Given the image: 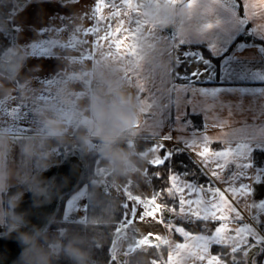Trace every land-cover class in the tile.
Returning a JSON list of instances; mask_svg holds the SVG:
<instances>
[{
	"label": "clouds",
	"instance_id": "obj_1",
	"mask_svg": "<svg viewBox=\"0 0 264 264\" xmlns=\"http://www.w3.org/2000/svg\"><path fill=\"white\" fill-rule=\"evenodd\" d=\"M10 2L0 0V12ZM248 5L252 14L264 17V0H248ZM214 6L213 0H139L135 15L140 24L131 37L134 52L129 56L106 44L84 59L76 50L59 48L63 37L53 34L50 43L58 50L53 73H46L42 63H30L34 50L23 40L0 49V228L5 235L14 233L21 246L15 264H57L61 258L72 264H102L95 248L113 234L125 184L150 180L153 149H142L139 143L148 112L142 89L152 69L171 64L155 30H207L213 22L204 18ZM85 20L77 15L71 23ZM6 26V17L0 16V31ZM21 105L33 118L26 131L6 112ZM68 145L99 161L87 190L92 207L79 217L78 228L56 213L43 224H33L27 212L19 210L24 193L31 191L37 205L53 198L55 177L43 174ZM17 147L19 158L14 159ZM52 224L60 225L58 230ZM144 235L142 226L134 223L127 236L117 240L122 264H168L167 254L180 243L175 232L164 227L155 244L130 247Z\"/></svg>",
	"mask_w": 264,
	"mask_h": 264
},
{
	"label": "crops",
	"instance_id": "obj_2",
	"mask_svg": "<svg viewBox=\"0 0 264 264\" xmlns=\"http://www.w3.org/2000/svg\"><path fill=\"white\" fill-rule=\"evenodd\" d=\"M69 1L29 0L14 11L12 21L17 29V41L23 40L34 50L30 63H42L46 73L55 72L58 66V50L49 49L46 41L63 26L72 24L82 8L90 10L86 4ZM87 2L94 5L95 0ZM246 2L213 0L215 6L204 18L213 22L207 30L181 33L171 26L155 30L171 64L167 69H152L142 89V94L148 97V112L139 142H154L152 149L162 145L158 151L165 158L176 149L187 151L209 176L206 163L198 157L196 149L206 143L213 148H231L233 155L224 171L234 184L239 181L254 188L250 199L257 202L256 214L249 212L246 219L255 225L253 234L256 235L264 233V162L257 164L255 160L256 151H264V17L252 14L245 8ZM110 10L105 8L104 12ZM122 18L127 20V16ZM92 22L90 16L85 20V24ZM124 27L132 25L126 23ZM129 42L130 39H125L124 45ZM16 120L25 131L33 123L27 109ZM13 158H19L18 147ZM179 179L187 178L180 176ZM125 190L124 187L121 196L127 198ZM68 201L64 217L76 221L68 216ZM155 222V232L160 233L164 225ZM175 235L180 242L186 239L182 234ZM255 243L261 248L254 262L264 264V244L258 240ZM228 259L231 264V258Z\"/></svg>",
	"mask_w": 264,
	"mask_h": 264
},
{
	"label": "snow or ice",
	"instance_id": "obj_3",
	"mask_svg": "<svg viewBox=\"0 0 264 264\" xmlns=\"http://www.w3.org/2000/svg\"><path fill=\"white\" fill-rule=\"evenodd\" d=\"M77 2L86 4L90 9L85 11L82 8L79 15L84 19L90 16L93 22L63 26L56 33L57 36L63 37L59 41V48L76 50L84 59L94 57L96 51L104 45L102 41H108V44L121 56H129L134 52L131 37L135 35L134 29L139 27L140 21L137 15H133V11L137 10L138 2L119 0L117 3V0H109L106 3V0H95L94 5H88L87 0H77ZM248 7L246 2L245 8ZM105 8L111 10L105 13ZM124 16H127V20L122 18ZM126 23L132 27H124ZM89 36L94 38L89 40ZM125 39H130L127 45H124ZM50 41L51 38L46 43L48 48L52 49ZM6 112L12 118L19 119L25 115L26 108L22 105L15 106L6 109ZM160 147L162 145H155V151ZM196 151L214 179L194 185L187 179H179L182 175L180 173L155 172V176L161 180H170L171 186L159 187L147 197L134 195L133 192L128 191L127 215L117 222L119 226L115 228L116 239L112 242L113 255H117V240L127 236L140 206L143 207L139 215L140 221L151 216L165 228L186 237L178 244L177 251L169 253L168 264H229L228 257L231 258V264H245V253L250 246L255 247L257 240L264 244V233L254 235L255 225L246 219L249 212L256 214L257 202L250 199L252 192L255 191L254 188L251 184L239 181L234 184L224 171L227 161L233 155L232 149L213 148L206 143L199 146ZM164 160V156L157 155L150 164L162 165ZM147 171L151 175L150 170ZM158 197L164 202H157ZM184 217L188 219L185 220ZM193 223H198L199 228H193ZM189 228L195 230L189 231ZM159 235L158 232L149 231L130 247L155 244ZM153 236L155 238H150ZM156 264L160 262L157 261ZM247 264H251V257H248Z\"/></svg>",
	"mask_w": 264,
	"mask_h": 264
},
{
	"label": "trees",
	"instance_id": "obj_4",
	"mask_svg": "<svg viewBox=\"0 0 264 264\" xmlns=\"http://www.w3.org/2000/svg\"><path fill=\"white\" fill-rule=\"evenodd\" d=\"M14 6H15V0H11V2L6 6L5 10L3 12H0L1 16L6 17V20L11 27H12L11 16H12ZM3 32L5 33V31H3V30L0 31V42H1L0 49L5 47L9 43H13L12 37L5 36V34H3L4 36H2ZM139 143H140V147L142 149H146V148H150L154 142H152V141H141ZM71 147H72L71 145L62 146L61 147L62 153H60V155L57 156L55 158V160H59L65 154V152L68 151ZM86 157L89 160L88 175H87V177H85V179L80 184V186H82L84 183H86L87 185L89 184V181L91 178L89 174L94 172V166L96 164V161L98 160L95 156L92 157V159H93L92 161L89 159L90 158L89 155H86ZM255 160H256L257 164H262L264 162V151L257 150L255 153ZM147 169L150 170V172H151L150 178L153 182L154 191L158 190L159 187L167 188L170 186V180H168V179L161 180L159 177L155 176V172H159L162 174L166 172L167 174H170L174 171L176 173L182 174V176L184 175L183 176L184 178L194 180L200 184H203L209 180H212V178L207 174V172L202 168V166L197 162V160L189 152L184 151V150H180V149H176L171 155H169L162 165H156V164L148 163ZM15 190H16V188L13 187L12 191H15ZM69 195H70V193L63 196L62 201L64 199H66V197H68ZM125 199H126L125 197L121 196L122 203L120 204L119 210L117 212V222L125 217L124 216ZM158 199H159L160 203L164 202V200L162 198L158 197ZM62 201H61V203H62ZM91 207H92V202L88 198L87 212L90 210ZM61 208H62V206H61ZM57 215L60 216L63 221L67 222L73 228L79 227V223L77 220L76 221L75 220H68V219L64 218L62 209H60L58 211ZM59 226L60 225L52 224L51 228L53 230H58ZM116 227H118V223H115L112 226V233L113 234L109 237V239L104 244L99 245L95 248V256L99 261L102 262V264H122L119 257L117 259H113L112 255H111V247H112V242L114 241L115 228ZM192 227L198 229L199 224L193 223ZM190 229L192 231L195 230L192 228H190ZM3 230H4L3 228H0V231H3ZM57 264H72V262L67 258H61L57 261Z\"/></svg>",
	"mask_w": 264,
	"mask_h": 264
},
{
	"label": "water",
	"instance_id": "obj_5",
	"mask_svg": "<svg viewBox=\"0 0 264 264\" xmlns=\"http://www.w3.org/2000/svg\"><path fill=\"white\" fill-rule=\"evenodd\" d=\"M20 7H24L29 0H15ZM1 16V15H0ZM6 30L12 32L13 43L17 42V29L11 27L7 22ZM88 171V162L85 154L80 153L71 147L65 154L56 160L43 175L55 177L53 198L45 203L37 205L34 203L31 191H25L19 210L26 211L28 219L33 224H43L46 218L52 213H58L63 196L77 189L83 182ZM171 218V217H169ZM0 231V264H15L16 258L21 252V246L14 238L15 234L8 236ZM260 245L250 247L246 253L247 259L251 257V264H255L254 257L260 251ZM122 262V256H118Z\"/></svg>",
	"mask_w": 264,
	"mask_h": 264
},
{
	"label": "rangeland",
	"instance_id": "obj_6",
	"mask_svg": "<svg viewBox=\"0 0 264 264\" xmlns=\"http://www.w3.org/2000/svg\"><path fill=\"white\" fill-rule=\"evenodd\" d=\"M74 1H77V0H70L69 2H74ZM32 3H34V2H32ZM15 8H21L18 4H17V2L15 1V6H14V8H13V12H12V16H11V25L13 26V21H12V19H13V15H14V11H15ZM3 31H5V33L3 32L2 33V36H4L3 34H5V36H10V37H12V32L10 31V30H6L5 28L3 29ZM0 44H1V42H0ZM153 158L155 157V156H157V155H160V153H159V151H155V148H153ZM60 153H62V149H60L59 150V153H58V155L57 156H59L60 155ZM56 156V157H57ZM89 159L92 161L93 159H92V155H89ZM87 158V157H86ZM152 158V159H153ZM165 160H166V158H165ZM164 160V161H165ZM151 161V160H150ZM150 161H149V163H150ZM87 162H88V169H89V160L87 159ZM97 163L96 164H98V161H96ZM94 170H95V166H94ZM87 175H88V171H87V174H86V176L85 177H87ZM90 175V177H91V175H92V173H90L89 174ZM182 176V175H181ZM85 179V178H84ZM130 183H126L125 184V193H126V195H127V192L128 191H131V192H133V194L134 195H140V196H142V197H147V196H150V195H152L153 194V192H154V188H153V182H152V180H151V178H150V180H149V182L147 183V184H139V185H137L136 183H134L133 181H129ZM131 186H133V188L131 187ZM170 186H171V183H170ZM87 190H88V185L86 184V183H84L82 186H80V187H78L76 190H74L73 192H71L70 193V195L68 196V197H66V199H64L63 201H62V203H61V206H62V208H61V206H60V209H62V211H63V216H64V210H65V204H66V202H67V200H69L68 202H70V205H69V212H68V216H70V217H73V218H75V219H77V220H79V217L81 216V215H84V214H86L87 213V201H88V195H87ZM136 190V191H135ZM137 192V193H136ZM73 194V195H72ZM70 196H72L71 197V199H69V197ZM126 198V197H125ZM127 198L125 199V213H124V216H126L127 215V205H126V203H127ZM157 202H159V199L157 200ZM59 209V210H60ZM142 211H143V207L142 206H140V207H138V209H137V213H138V215H137V217H136V219L134 220V222L137 224H139V225H141L142 226V229H143V232L144 233H148L149 231H151V232H155L156 231V225H155V219L153 218V217H151V216H148V217H146L145 218V220L144 221H140L139 220V215L142 213ZM65 218V217H64ZM190 229V228H189ZM191 230V229H190ZM192 231V230H191ZM115 239V238H114ZM111 255H112V258L113 259H117V257H116V255H113V252H112V247H111ZM168 256H169V253L167 254V256H166V260H167V262H168Z\"/></svg>",
	"mask_w": 264,
	"mask_h": 264
}]
</instances>
